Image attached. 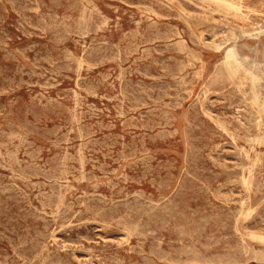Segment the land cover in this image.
I'll return each instance as SVG.
<instances>
[{
    "label": "rangeland",
    "instance_id": "rangeland-1",
    "mask_svg": "<svg viewBox=\"0 0 264 264\" xmlns=\"http://www.w3.org/2000/svg\"><path fill=\"white\" fill-rule=\"evenodd\" d=\"M225 1L0 0V264H264L239 230L264 234V143L225 61L264 0Z\"/></svg>",
    "mask_w": 264,
    "mask_h": 264
},
{
    "label": "bare ground",
    "instance_id": "bare-ground-1",
    "mask_svg": "<svg viewBox=\"0 0 264 264\" xmlns=\"http://www.w3.org/2000/svg\"><path fill=\"white\" fill-rule=\"evenodd\" d=\"M63 1V0H62ZM215 3H222L225 4L227 7L233 8V5L228 3L225 0H210ZM49 2V1H48ZM73 2V1H72ZM207 3V2H206ZM89 4V3H88ZM35 6V5H34ZM45 6V5H44ZM47 6V5H46ZM73 6V5H72ZM90 6V5H89ZM42 7V6H41ZM79 7V6H78ZM66 8V6H65ZM234 8H236L234 6ZM36 9V8H35ZM34 9V10H35ZM73 10V9H72ZM219 10V9H218ZM236 10L241 12L240 7H237ZM27 11V10H26ZM29 11V10H28ZM46 11V10H45ZM49 11V10H48ZM206 11V10H205ZM216 11V10H215ZM25 12V11H24ZM55 13V12H54ZM57 13V12H56ZM62 13V12H61ZM67 13V12H66ZM215 13V12H214ZM227 13V12H226ZM237 13V12H235ZM63 14V13H62ZM218 14V13H217ZM242 16L245 15L240 13ZM34 16V14H33ZM45 16V15H44ZM56 16V15H55ZM239 16V15H238ZM247 17V16H246ZM27 18V17H26ZM245 28L239 29V33L235 32L232 36V41L236 50L234 49H226L228 50L226 54H228L226 58V66L228 67V74L231 75L230 77H237L241 80V83L244 85L246 84L247 87L250 89L251 98H250V105L254 109V127L258 131L255 141L258 143H264V64L260 61V51L256 48L252 50L254 54L250 57H246L242 59V57H237V50L241 46L247 47V41L249 42H261L264 38V24L258 21H251L248 17L244 19ZM23 20V19H22ZM26 20V19H25ZM182 20V19H181ZM30 22V21H29ZM32 24V23H30ZM34 25V24H33ZM30 26V25H29ZM38 26V25H37ZM43 29V28H42ZM40 30V29H39ZM94 30V29H93ZM29 32V31H28ZM25 34V33H24ZM33 34V33H32ZM213 34V33H212ZM50 36V35H49ZM42 41V40H41ZM183 42V41H182ZM52 43V42H51ZM85 44V43H84ZM44 45V44H43ZM34 47V46H33ZM94 48V47H93ZM264 48V46H263ZM101 49V48H100ZM217 49H222L221 45H217ZM30 50V49H29ZM92 50V49H91ZM107 50V49H106ZM31 51V50H30ZM89 51V50H88ZM104 51V50H102ZM109 51V50H108ZM157 51V50H156ZM219 51V50H218ZM190 52V51H189ZM88 53V52H87ZM53 54V53H52ZM66 55V54H65ZM239 55V54H238ZM226 56V55H225ZM83 58V57H82ZM108 58V56H107ZM118 58V57H117ZM231 58V59H230ZM112 59V58H111ZM50 60V59H49ZM87 61V60H86ZM117 61V60H116ZM233 61V62H232ZM222 64V63H221ZM41 66V65H40ZM221 66V65H220ZM225 66V65H224ZM226 67V68H227ZM224 68V67H223ZM60 69V68H59ZM102 69V68H101ZM213 69V68H212ZM219 69V67H218ZM222 69V68H221ZM225 69V68H224ZM105 71V70H104ZM226 71V70H225ZM63 72V71H62ZM40 73V72H39ZM36 74V73H35ZM34 74V75H35ZM50 74V73H49ZM72 74V73H71ZM219 74V73H218ZM39 75V74H38ZM220 75V74H219ZM44 76V75H43ZM65 77V76H64ZM232 77V79H233ZM94 79V78H93ZM231 79V78H230ZM212 80V79H210ZM234 80V79H233ZM84 81V80H83ZM43 83V82H42ZM210 84V83H209ZM33 85V84H32ZM79 86V85H78ZM18 88V87H17ZM77 88V87H76ZM127 89V88H126ZM86 90V89H85ZM82 91V90H80ZM124 91V90H123ZM143 91V90H142ZM126 93V92H125ZM150 97V96H149ZM135 99V98H134ZM66 102V101H65ZM129 102V101H128ZM133 103V102H132ZM131 106V105H130ZM134 106V105H133ZM89 109V108H88ZM71 112V111H70ZM81 122V121H80ZM85 133V132H84ZM90 136V135H89ZM41 138V137H40ZM96 145V144H95ZM14 146V145H13ZM27 149V148H26ZM18 153V152H17ZM248 154V153H247ZM256 154V153H255ZM257 155V154H256ZM260 156V154H258ZM17 156V155H16ZM249 156V154H248ZM250 157V156H249ZM1 159V158H0ZM111 159V158H110ZM87 160V159H85ZM25 163V162H24ZM96 163V162H95ZM23 164V163H22ZM33 164V163H32ZM84 165V163H83ZM28 166V165H27ZM3 170V169H2ZM7 170V169H5ZM102 171V170H101ZM40 172V171H39ZM251 172V170H250ZM22 173V172H21ZM34 174V173H32ZM11 180V179H10ZM136 184V183H135ZM243 185L247 189L250 187V179L243 178ZM41 188V187H40ZM132 189V188H131ZM28 190V189H27ZM132 191V190H131ZM150 191V190H149ZM80 192V191H79ZM59 193V192H58ZM23 196V195H22ZM42 197V196H41ZM137 201V200H136ZM245 202V201H244ZM32 203V202H31ZM142 204V203H141ZM244 204V203H243ZM149 205V204H148ZM144 206V205H143ZM147 206V205H146ZM140 208V207H139ZM141 211V210H140ZM130 212V211H129ZM66 213V212H65ZM136 213V212H135ZM143 213V212H142ZM243 216L241 219L247 217V213H241ZM74 217V216H73ZM245 220V219H244ZM84 222V221H83ZM56 224V223H55ZM59 226V225H58ZM149 229V228H148ZM158 230V229H157ZM241 234L243 236L249 237L251 240L260 241L261 244L264 245V234H256L254 232H249L246 230H241ZM59 231V230H58ZM53 233V232H52ZM135 233V232H134ZM43 236V235H42ZM225 238V237H224ZM103 239V238H102ZM55 242V241H54ZM56 243V242H55ZM192 243V242H191ZM193 246V245H192ZM53 247V246H52ZM66 249V248H65ZM264 252V251H263ZM58 254V253H57ZM260 254V253H259ZM263 254V253H261ZM260 254V255H261ZM39 255V254H38ZM245 257V256H244ZM260 257V256H259ZM262 257V256H261ZM241 258V257H240ZM257 258V256H256ZM254 258V259H256ZM264 257L260 260L263 261ZM259 260V259H258ZM87 262V261H86ZM241 262V261H240ZM195 263V262H194ZM198 263V262H197Z\"/></svg>",
    "mask_w": 264,
    "mask_h": 264
}]
</instances>
